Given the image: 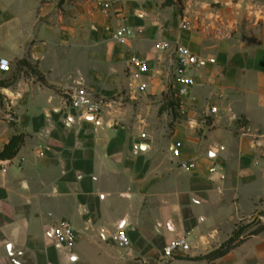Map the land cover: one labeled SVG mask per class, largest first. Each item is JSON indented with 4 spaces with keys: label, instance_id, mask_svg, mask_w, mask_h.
I'll list each match as a JSON object with an SVG mask.
<instances>
[{
    "label": "crops",
    "instance_id": "0c3cea01",
    "mask_svg": "<svg viewBox=\"0 0 264 264\" xmlns=\"http://www.w3.org/2000/svg\"><path fill=\"white\" fill-rule=\"evenodd\" d=\"M108 1L0 0V156L23 138L0 158V264H264V233L203 259L264 208V0ZM162 41L216 63L194 72L161 142L178 87ZM79 88L103 101L100 124L69 106ZM61 221L72 248L49 234ZM180 238L191 251L165 260Z\"/></svg>",
    "mask_w": 264,
    "mask_h": 264
},
{
    "label": "built area",
    "instance_id": "2783aa9c",
    "mask_svg": "<svg viewBox=\"0 0 264 264\" xmlns=\"http://www.w3.org/2000/svg\"><path fill=\"white\" fill-rule=\"evenodd\" d=\"M147 3H152L155 0H139ZM98 5L104 10H110L112 5L108 0H98ZM130 33L127 31H120L114 36V40L120 45H126ZM158 50L165 54L169 53L176 62L175 77L177 87V98L180 109L184 106L183 100L188 97L195 87L196 81L194 72L205 68L208 64H215V59H199L191 53L190 50L178 44H172L167 41L159 42L157 45ZM132 67L136 68L141 74H148L150 72L149 64L137 57L133 56L130 60ZM10 70L9 62L5 60L0 61V71L8 72ZM69 106L77 111H80L85 119L93 118V122L100 124L101 116L103 113L104 103L95 98L94 95L88 93L85 89H77L69 95ZM215 114L218 112L216 108L212 110ZM142 139L146 140L147 136L142 135ZM179 144L173 150L175 157L180 156ZM183 169L190 170L195 168L194 164L183 165ZM216 172V168L212 169ZM50 236L55 241L59 248H72L76 243L77 233L68 221H61L54 225L50 230ZM111 241L119 250H124L126 253L131 247V242L125 231L120 230L118 233L111 237ZM191 251V246L186 238H180L171 241L164 249V259L171 260L178 253H188Z\"/></svg>",
    "mask_w": 264,
    "mask_h": 264
},
{
    "label": "trees",
    "instance_id": "16d2710c",
    "mask_svg": "<svg viewBox=\"0 0 264 264\" xmlns=\"http://www.w3.org/2000/svg\"><path fill=\"white\" fill-rule=\"evenodd\" d=\"M23 143L22 137H15L11 143L6 147L3 154L0 156L1 159H12L14 158L20 146ZM258 216L264 217V212H259ZM251 230V231H250ZM249 231V232H248ZM248 232V233H247ZM264 233V223H262L259 218L255 219L252 223H248L247 225H239L237 229L234 231L232 237L223 244L219 249L211 252L203 259L208 262H215L227 254H229L232 250L243 244L249 238L253 236H258Z\"/></svg>",
    "mask_w": 264,
    "mask_h": 264
},
{
    "label": "rangeland",
    "instance_id": "374dc122",
    "mask_svg": "<svg viewBox=\"0 0 264 264\" xmlns=\"http://www.w3.org/2000/svg\"><path fill=\"white\" fill-rule=\"evenodd\" d=\"M171 99V98H170ZM174 99H178V98H176L175 97V95H174ZM176 100H170V102L168 103H166L165 104V108L170 112V115H171V117L169 118V119H165L164 117H160L159 118V120L158 121H155V124H154V127H156V128H158V131L160 130V128L162 127V126H164V125H167V127H168V131L167 132H163V134H162V139H160L161 140V142L162 141H165V138H168L169 136H170V134H171V132H172V130H173V128H174V126H175V124L176 123H178V122H181V120H182V116L181 115H179V113H178V108H179V106L177 105V103H178V101L176 102ZM172 101V102H171ZM161 132V131H160ZM262 212H264V208H262V210H261ZM259 218V220L262 222V223H264V217L263 216H258V214L257 215H254L253 217H251L250 219H248V220H246L244 223H242L241 225H247L248 223H252L255 219H258ZM251 231V230H250ZM249 232V231H248ZM247 232V233H248ZM188 240V239H187ZM159 264H168V261H165V262H163V261H159ZM179 264H188V263H179Z\"/></svg>",
    "mask_w": 264,
    "mask_h": 264
},
{
    "label": "water",
    "instance_id": "95a60500",
    "mask_svg": "<svg viewBox=\"0 0 264 264\" xmlns=\"http://www.w3.org/2000/svg\"><path fill=\"white\" fill-rule=\"evenodd\" d=\"M88 120H93V118H90V119H88ZM118 251L121 252V253H123V254H126V252H125L124 250H119V249H118Z\"/></svg>",
    "mask_w": 264,
    "mask_h": 264
}]
</instances>
